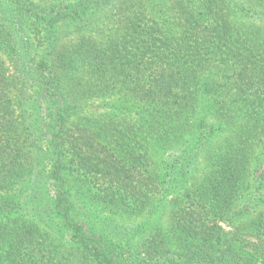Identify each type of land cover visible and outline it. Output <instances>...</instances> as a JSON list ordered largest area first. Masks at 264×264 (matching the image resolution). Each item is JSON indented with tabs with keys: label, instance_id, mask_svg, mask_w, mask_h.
<instances>
[{
	"label": "trees",
	"instance_id": "16d2710c",
	"mask_svg": "<svg viewBox=\"0 0 264 264\" xmlns=\"http://www.w3.org/2000/svg\"><path fill=\"white\" fill-rule=\"evenodd\" d=\"M0 264H264V0H0Z\"/></svg>",
	"mask_w": 264,
	"mask_h": 264
}]
</instances>
